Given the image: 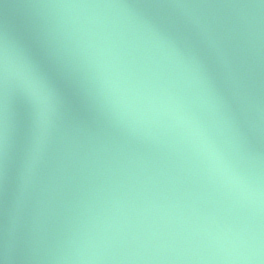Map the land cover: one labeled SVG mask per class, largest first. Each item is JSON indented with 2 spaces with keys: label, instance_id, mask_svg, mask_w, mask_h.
<instances>
[{
  "label": "water",
  "instance_id": "95a60500",
  "mask_svg": "<svg viewBox=\"0 0 264 264\" xmlns=\"http://www.w3.org/2000/svg\"><path fill=\"white\" fill-rule=\"evenodd\" d=\"M0 264H264V0H0Z\"/></svg>",
  "mask_w": 264,
  "mask_h": 264
}]
</instances>
